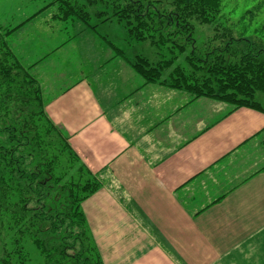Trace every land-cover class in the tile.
<instances>
[{
  "label": "crops",
  "instance_id": "1",
  "mask_svg": "<svg viewBox=\"0 0 264 264\" xmlns=\"http://www.w3.org/2000/svg\"><path fill=\"white\" fill-rule=\"evenodd\" d=\"M32 20L6 41L36 77L63 67L45 110L101 182L81 209L102 263L264 264V112L161 94L138 108L93 33Z\"/></svg>",
  "mask_w": 264,
  "mask_h": 264
},
{
  "label": "trees",
  "instance_id": "2",
  "mask_svg": "<svg viewBox=\"0 0 264 264\" xmlns=\"http://www.w3.org/2000/svg\"><path fill=\"white\" fill-rule=\"evenodd\" d=\"M63 1L67 4L62 18L84 22L114 56L127 60L145 81L160 80L169 88L187 90L194 96L213 93L232 109L250 107L264 112V102L258 96H264V43L255 51L245 45L238 53L232 47H217L225 48L223 54H217V48L200 54L190 47L183 56L185 65L175 63L176 51L182 54L184 45L193 42V22L216 23L222 0H172L165 10L156 6V0ZM258 8L247 10L250 20ZM91 17L95 19L92 22L88 20ZM105 22L125 29L122 50L113 42V34L98 26ZM13 29L0 35V214L9 235V245L6 243L0 252V264H33L25 243L38 250L41 264H103L79 205L99 188V182L84 177V167L77 163L71 147L51 131L54 127L46 121L33 64H21L6 41L5 35ZM258 29L263 31L264 25ZM220 30L216 32L218 39H233L231 28L222 26ZM166 36L172 39H164ZM176 38L185 43L179 44ZM147 39L159 49L167 45L170 56L161 54L156 62L138 54L127 57L126 46L131 41ZM171 65V72L164 75ZM169 74L174 80L167 83L162 75ZM55 185L60 190H55L50 201L45 189Z\"/></svg>",
  "mask_w": 264,
  "mask_h": 264
},
{
  "label": "rangeland",
  "instance_id": "3",
  "mask_svg": "<svg viewBox=\"0 0 264 264\" xmlns=\"http://www.w3.org/2000/svg\"><path fill=\"white\" fill-rule=\"evenodd\" d=\"M1 1L3 2H0V32H1L0 35H3L2 31L15 28L18 25H20L22 22H27L31 19H33L32 20L33 23H36V24L40 23L38 26L52 27L55 30H61L60 33H62V30H63L62 27L63 28L67 27L69 30L68 31L69 36H72L73 34L72 31L74 28H76L75 26H81L82 28L85 27L87 32L93 33L96 38L95 40L100 45V48H102L101 54H102V65H105L104 71L108 69L110 66L111 68L115 67L117 71L119 70L118 73L121 75V77H123V81H128L129 84L133 85V88L135 87L137 88V91L134 92V94H136L135 99H134V103H135L134 105L138 108H141L142 106L153 107L154 106L153 102L154 103L158 102L155 96H157V94H161L162 96H165V97H171V96L176 97L177 106L175 107H180V106L182 107V106L189 105L192 103L195 104V103H200V102H203V103L207 102L208 104L211 103L216 107L222 106L221 112L223 113L228 110H233L231 108L232 106L231 104H227L226 102H223L218 96L213 95V93L204 92V94L198 93L197 96H194L193 93H190L187 90L169 88L167 87V85L162 84L160 80L159 81H145L143 77H141L139 74H137L134 71V69L131 67V64H129L127 60L125 59L123 60L118 55L114 56L113 54L114 52L111 51L107 47V45L104 44V42L99 38L97 33L91 30L90 28H88L84 24V22H81L78 19L74 17H69V16L66 18H62L61 17L62 12L65 9V4H67L63 0H22V1L20 0H5V1L1 0ZM146 1L147 0H142V3H145ZM171 1L172 0H156L157 2L156 6L160 10H165V9H168L169 6H171ZM68 2L72 3V0H69ZM75 2L80 3L81 0H76ZM59 4L61 6H59ZM257 5H259V8L256 9L255 11L256 13L253 19L250 20L249 15H248L249 13L247 12V10H249L250 12V9L253 10ZM21 9H25L27 13H25L24 11H21ZM244 12H247V13L244 15ZM221 16L222 18H220ZM101 17H104V16H101ZM88 20L92 22L95 19L91 17ZM193 24L195 26V30L190 35L193 38V42L189 43L188 45L187 44L184 45L185 48L182 54H180L178 50L176 51L177 59L175 60V63H180L182 66L185 65L183 56H185L189 52L190 47L200 54L202 52H207V51L212 52L219 46L220 47L225 46V48L228 47V49L232 47V51H235V53H238L241 49L245 47V45H248L249 48L253 49L254 51L261 49L264 43V30L259 31L258 28H262V26L264 25V0H222L221 14L219 15V18L217 19L216 23L200 24L199 22L194 21ZM98 26L100 28H103V30L105 31H108V32L110 31L113 34L115 38L113 42L116 43V47L119 50H122L123 46L125 47L126 43L122 39L124 30H125L122 28L123 26H120L119 24L113 26V23H110V22L101 23ZM222 26L229 27L234 31V33H232L234 34L233 39H226V38H224V40H220V38L218 39L216 32H218ZM57 32L59 33V31ZM241 34L243 35V37L239 39ZM155 36L158 37L157 34ZM6 37L7 35H5V38ZM164 39H172V37L166 36ZM176 39L178 40V42H180L179 44L185 43V41H182L179 38H176ZM70 44H73V42H70ZM155 45H157V43H154L150 41L149 39L144 40L142 42H136L133 40L130 42L129 46H126V55L128 58H132L133 55L135 54L142 55L148 58V60H150L151 62H156L157 60H159L161 57V54H163L166 57L170 56V52H168V49L166 48L167 45L162 46L165 49L156 48ZM224 49L222 50L220 48H217L216 53L223 54ZM227 54L231 55L230 53H227ZM70 60L71 62L74 61L73 59H70ZM63 64L67 68V63L64 62ZM108 70H106L107 74L109 73ZM171 70H172V65L169 66L166 70H164L163 74L165 75L167 73H170ZM62 71H63V67L61 65L60 68H56L54 77L52 76L51 73H48L44 76H39V77L35 76L41 88L40 97L41 99H43L44 109H46L48 102L51 101L52 99L54 100L55 98V97L53 98L51 97L53 95L56 96L60 92L59 90H56V85L54 84V80L52 79V77L54 79H59V81L62 82L64 77L61 76L62 74L59 75ZM164 75L162 76L164 77V80L167 83L172 82L174 80V76L170 78L171 76L170 74L169 76L168 75L164 76ZM70 76H73V75L70 73ZM70 76H68L67 78H70ZM144 86H146V88L154 87V89L148 90L149 93H147L146 89L145 90L143 89ZM49 88L50 89L53 88V91L47 92ZM160 92H163V93H160ZM258 96L260 97V99H262V102H264V96L260 93L258 94ZM125 97L128 98L130 96L126 94ZM139 114H140V111H139ZM164 114H165L164 116H162L163 114L158 116V120H160L161 116H162L161 120L163 121L168 120L169 118L172 119L174 117V116L169 115V111H166ZM45 115L47 116L46 121H48V123H50L54 127V129L51 128V131H54V134L57 135L56 138L60 139V141L67 142L68 143L67 146H68L69 142L65 135L66 133L62 130L61 126L59 127L57 123H54L50 119L47 112ZM161 120H160V123H162ZM179 120L182 121L184 120V118L179 119ZM179 120H175V122H180ZM70 149L73 150L72 148ZM77 158H78L77 163L79 165H83L84 167V171H83L84 177L86 176V178L87 177L95 178V180L99 182V186H101V182L90 173V171L84 166V164L82 163L81 159L78 156ZM57 168L60 170L61 166H58ZM45 190H49L50 194L48 195V197H49V200L51 201L55 197V190H60V188L55 185V186H48V188ZM86 198L80 201L79 203L80 209H81L82 202ZM6 243H8L9 245V235H8V231L5 226L3 216L0 214V252H2V249L4 250L7 247ZM24 246H25L26 253L28 252L30 256L32 257L33 262H34L33 264H41V258H40V255L38 254V250L34 248L30 243H25ZM12 252H14V250Z\"/></svg>",
  "mask_w": 264,
  "mask_h": 264
}]
</instances>
